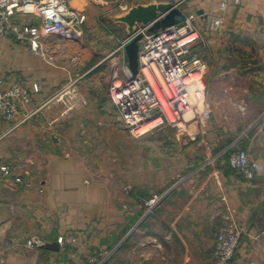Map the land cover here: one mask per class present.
<instances>
[{"label":"crops","instance_id":"crops-1","mask_svg":"<svg viewBox=\"0 0 264 264\" xmlns=\"http://www.w3.org/2000/svg\"><path fill=\"white\" fill-rule=\"evenodd\" d=\"M68 1L84 15L80 37L45 39L50 63L0 31V76L28 95L17 117L33 113L15 129L0 119V162L28 183L0 178V264H210L227 215L240 233L228 264H264V0ZM151 3L196 15L210 115L194 141L170 127L132 136L108 98L129 38L112 17ZM237 150L260 165L252 180L229 169Z\"/></svg>","mask_w":264,"mask_h":264},{"label":"built area","instance_id":"built-area-1","mask_svg":"<svg viewBox=\"0 0 264 264\" xmlns=\"http://www.w3.org/2000/svg\"><path fill=\"white\" fill-rule=\"evenodd\" d=\"M242 1L223 0L220 8L224 9L228 4L236 7ZM16 16L30 17L35 22L27 26L17 25L13 23ZM195 17L194 13H183V20L179 24L154 33H149L146 27L137 26L135 32L141 33L144 39L138 51L137 74L130 72L127 63L111 67L108 98L117 109L120 123L132 136L170 127L194 141L197 135L205 131L210 115L203 80L207 65L197 52L191 51L198 38ZM83 22L84 15L72 8L68 0H0L1 33L27 42L30 51L48 63L54 58L44 47V40L49 37L77 40ZM220 24L221 19L214 17L208 29L217 30ZM128 41L129 38L121 47L124 48ZM27 102L26 92L16 85L5 86L0 76V119L9 122L11 129L22 125L32 116L33 113H25L17 117L18 106ZM188 113L191 116L186 119ZM146 125L150 127L138 133ZM227 164L246 180H252L261 169L244 150L231 154ZM11 177L14 184L24 183L21 177L12 175L7 164L0 162V178ZM24 184L28 186V183ZM156 201L157 197L154 196L145 205L151 208ZM223 222L225 224L217 227L213 235L210 264H228L239 242L240 233L231 225L230 216H224ZM65 242L63 237H58V244ZM26 246L34 247L33 239L28 240Z\"/></svg>","mask_w":264,"mask_h":264},{"label":"water","instance_id":"water-1","mask_svg":"<svg viewBox=\"0 0 264 264\" xmlns=\"http://www.w3.org/2000/svg\"><path fill=\"white\" fill-rule=\"evenodd\" d=\"M112 1V0H106ZM201 11H198L200 14ZM116 23L125 25L129 41L124 50L130 72L135 75L138 72V51L141 33H136L137 26L146 27L149 33L179 24L183 20V13L171 3H151L146 5H131L127 11L117 17H112ZM34 247L50 251H58L59 246L54 243H43L33 239Z\"/></svg>","mask_w":264,"mask_h":264},{"label":"rangeland","instance_id":"rangeland-1","mask_svg":"<svg viewBox=\"0 0 264 264\" xmlns=\"http://www.w3.org/2000/svg\"><path fill=\"white\" fill-rule=\"evenodd\" d=\"M138 44H139V47L141 48L142 45L144 44V39H141V40L139 41ZM256 51H257V49L252 48V47H248V48L246 49V51H245V54H247V55H249V56H253V55H255ZM110 71H111V70H110Z\"/></svg>","mask_w":264,"mask_h":264},{"label":"bare ground","instance_id":"bare-ground-1","mask_svg":"<svg viewBox=\"0 0 264 264\" xmlns=\"http://www.w3.org/2000/svg\"><path fill=\"white\" fill-rule=\"evenodd\" d=\"M198 108H199V107H198ZM197 110H198V109H197ZM190 116H191V114L188 113L187 115H185V118L188 119ZM148 127H150V125H146V126H144L142 129H140V130L138 131V133H142V132H144Z\"/></svg>","mask_w":264,"mask_h":264},{"label":"trees","instance_id":"trees-1","mask_svg":"<svg viewBox=\"0 0 264 264\" xmlns=\"http://www.w3.org/2000/svg\"><path fill=\"white\" fill-rule=\"evenodd\" d=\"M229 167V166H228ZM229 169L231 170V171H234V170H232L230 167H229ZM235 172V171H234ZM237 173V172H236ZM242 176V175H241Z\"/></svg>","mask_w":264,"mask_h":264}]
</instances>
